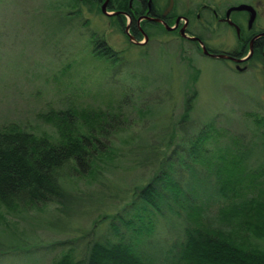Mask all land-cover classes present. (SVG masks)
<instances>
[{"label":"rangeland","instance_id":"rangeland-1","mask_svg":"<svg viewBox=\"0 0 264 264\" xmlns=\"http://www.w3.org/2000/svg\"><path fill=\"white\" fill-rule=\"evenodd\" d=\"M240 2L252 3L261 16L258 23L264 22V0H174L173 9L177 13L192 11L189 15L195 22V12L203 4L223 14ZM93 3L0 0V124L13 121L35 132H54L51 115L59 112L62 118L61 111L67 106L83 108L91 121L98 109L115 110L111 119L116 121L100 136L110 146L105 149H110L111 159L107 161L105 156L103 164L95 167L98 172L87 170L67 184V204L47 201L17 204L12 210L0 207V250L4 252L0 264H54L68 252L74 259L82 257L88 244L106 231V222H93L98 213L120 209L135 186L151 176L152 165L133 162L141 155L137 152L140 143L146 147L142 154L157 160L176 141L189 143L187 138L175 136L176 132L180 136L178 125L186 97L191 105L183 131L189 139L200 130L208 132L209 149L227 144L230 137L250 138L254 134L247 114L252 110L264 114L262 72L231 70L221 58L198 53L189 42L161 29L151 28V35L157 36L138 45L114 23L111 14ZM208 11L201 13L205 17ZM211 15L208 44L219 48L233 45V30ZM201 28L197 21L194 29ZM94 36H102L112 50H119L123 63L97 54ZM109 104L120 106L122 115L120 108L112 110ZM172 130L176 131L173 143L166 139ZM127 135L131 137L127 139ZM262 135L254 141L262 142ZM169 205L175 212L163 205L165 217L158 215L155 234L166 244L174 240L181 220L176 215L180 205ZM216 209L217 204H211L207 214L212 226L219 224L213 215ZM221 227L234 231L235 226ZM255 242L264 247V240Z\"/></svg>","mask_w":264,"mask_h":264},{"label":"trees","instance_id":"trees-1","mask_svg":"<svg viewBox=\"0 0 264 264\" xmlns=\"http://www.w3.org/2000/svg\"><path fill=\"white\" fill-rule=\"evenodd\" d=\"M91 1L99 6L101 0ZM189 11L187 14L192 13ZM99 40L105 41L102 36ZM104 43L101 49L95 48L97 54L123 63L116 52L120 51ZM189 99L185 98L179 119L180 136L172 130L166 137L173 143L175 131V136L187 138L189 143L176 141L158 160L143 155L146 147L140 143L137 152L141 155L133 162L152 165L151 176L136 184L120 209L98 213L93 222H106V231L88 244L82 257L74 259L68 252L54 264H264V247L255 242L264 240V140L254 141L256 136H264V114L257 110L247 114L254 134L250 138L230 137L227 144L209 149L208 132L200 130L189 139L183 131ZM115 108L122 115V108L113 106L112 110ZM114 111L98 109L91 121L83 108L67 106L61 111L62 118L59 112L51 115L54 132H35L13 121L0 124V207L12 210L17 204L47 201L67 204V184L87 170L98 172L95 167L103 164L105 156L107 161L111 159L110 149H105L110 146L100 136L116 124L111 119ZM170 203L180 205L176 215L181 220L174 240L166 244L155 234L158 215H165L163 205L175 212ZM213 203L217 204L213 214L217 226L207 216ZM225 224H233L234 231L221 227Z\"/></svg>","mask_w":264,"mask_h":264},{"label":"flooded vegetation","instance_id":"flooded-vegetation-1","mask_svg":"<svg viewBox=\"0 0 264 264\" xmlns=\"http://www.w3.org/2000/svg\"><path fill=\"white\" fill-rule=\"evenodd\" d=\"M102 1L103 0L100 1L99 6ZM109 4H111L112 7L111 9H108L107 7V9L108 11L113 12L110 16L114 19V23L119 25L127 36L132 38L130 40H133L138 45H144L151 37H156L151 35V28L161 29L164 33L167 32L174 34L173 36H178L181 40L189 42L192 48L198 53L221 58L231 70L239 72H254L255 75V71L257 70V75L258 72L264 74V24H261L263 21L258 23V19H260L261 16H259V11L255 6V18L253 19V22L249 24V12L247 10L232 11L230 13V19L233 23H229L225 17L226 10H224L223 14H220L215 8H211L209 4H203V7L195 12L197 19L195 21L196 23L193 22V18H191L186 11L183 13H177L173 9L174 3L172 8L164 13L167 3L164 5L161 0H110L107 5ZM250 4L253 5L252 3ZM203 10H209L210 12L208 11V15L204 17L201 13ZM210 13L212 14L211 17H213V20L215 19L218 22H222L233 30L235 35V42L233 45L227 48H219L208 44V30L210 28L208 21ZM150 17H157L162 21L153 20ZM185 17L186 25L184 28V34H182L180 27L184 24ZM197 21L202 25L200 31L194 29V27H197ZM164 22L174 27L167 29ZM151 24L153 25L151 26ZM235 24L239 26L238 30L236 29ZM126 28L129 33L126 31ZM189 36H197L198 38H190ZM141 38H143V41ZM199 40L203 42L208 52H215L216 54L224 52L226 55H209L202 50ZM106 41L107 40L105 39V41L100 42L99 38L96 37L93 43L96 49H101L106 45L104 43ZM140 41H142V43Z\"/></svg>","mask_w":264,"mask_h":264},{"label":"water","instance_id":"water-1","mask_svg":"<svg viewBox=\"0 0 264 264\" xmlns=\"http://www.w3.org/2000/svg\"><path fill=\"white\" fill-rule=\"evenodd\" d=\"M173 2L174 0H168L167 2V6H166V9L164 10V13L167 12L168 10H170L173 6ZM107 4H108V0H103L101 2V5H100V8L101 10L106 13V14H111L113 13L112 11H108L107 9ZM233 9H239V10H247L249 12V17H248V23L250 24L253 19L255 18V14H256V11H255V8L253 5H251L250 3H245V2H240L238 4H235V5H231L229 6L226 11H225V16L227 17L226 19L229 21V23H233V21L231 19H229V14H230V11L233 10ZM151 19L153 20H161L160 18H153V17H150ZM178 19V17H177ZM185 22L184 24L180 27V31L182 34H184V28H185V25H186V17L184 18ZM162 21V20H161ZM165 24V27L167 29H170V28H173L174 26H171L169 24H167L166 22H164ZM236 25V24H235ZM236 29L238 30L239 29V26L236 25ZM126 31L129 33V31L127 30L126 28ZM190 38H198L197 36H189ZM200 41V44H201V47H202V50L206 53H208L209 55H218V56H224L223 53H218L216 54L215 52H208L207 49L205 48V45L203 44V42L201 40Z\"/></svg>","mask_w":264,"mask_h":264}]
</instances>
